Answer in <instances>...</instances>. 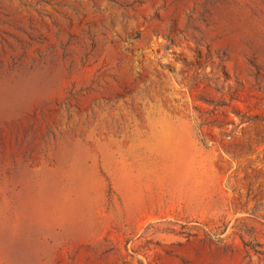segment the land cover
Listing matches in <instances>:
<instances>
[{
    "label": "rangeland",
    "instance_id": "374dc122",
    "mask_svg": "<svg viewBox=\"0 0 264 264\" xmlns=\"http://www.w3.org/2000/svg\"><path fill=\"white\" fill-rule=\"evenodd\" d=\"M0 264H264V0H0Z\"/></svg>",
    "mask_w": 264,
    "mask_h": 264
}]
</instances>
